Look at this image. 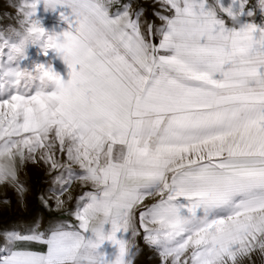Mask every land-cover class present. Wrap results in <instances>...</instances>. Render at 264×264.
Segmentation results:
<instances>
[{
  "label": "snow or ice",
  "instance_id": "1",
  "mask_svg": "<svg viewBox=\"0 0 264 264\" xmlns=\"http://www.w3.org/2000/svg\"><path fill=\"white\" fill-rule=\"evenodd\" d=\"M39 2L0 30V187L23 204L20 172L43 163L56 210L71 180L88 190L76 223L0 228V264H110L106 240L132 264L137 221L160 264L264 252V0H154L155 19L131 0H44L65 9L74 95L40 91L50 64L22 65L29 45L47 51Z\"/></svg>",
  "mask_w": 264,
  "mask_h": 264
},
{
  "label": "rangeland",
  "instance_id": "2",
  "mask_svg": "<svg viewBox=\"0 0 264 264\" xmlns=\"http://www.w3.org/2000/svg\"><path fill=\"white\" fill-rule=\"evenodd\" d=\"M20 0H0V30H3L8 24L15 25V17L17 13L16 5ZM129 0H119L113 4V9L116 10L122 4L128 3ZM256 0H250L249 6L254 5ZM133 9L143 7L145 9L144 17L147 19H155L152 16V10L159 8V5L154 0H131ZM64 7L58 5L55 10L49 8L45 10L44 0H40L37 4L36 17L40 19L44 28L51 30L55 28L57 31L67 27L60 19V12L64 11ZM257 18H260L257 16ZM157 24L160 21H156ZM26 58L22 61V65L33 67L35 64H44L46 67L51 64L53 69L67 78L68 67L58 58L52 50H47L46 53L39 45H29L26 50ZM46 166L43 163L33 165L29 163L20 172V180L24 181L27 191L24 194L23 204L18 202V197L11 187L4 185L0 187V228L5 230H20L27 232L34 226V223H39V230H45L50 225L57 222L68 221L76 223L73 216L67 214L75 209L78 196L88 190L80 186V181L71 180L66 192L60 197L65 200L63 208L56 210L54 201L48 198L50 195L48 189L51 185L52 177L56 175L53 172L51 175H46ZM44 194L48 198L49 205L52 210L45 209L38 196ZM71 198V199H69ZM10 200V203H5V200ZM151 202V201H149ZM111 225L105 224V230H110ZM137 229L140 235L135 238L129 236L133 242V255L130 256L132 264H160V258L154 248L148 246L143 240V231L139 229L137 221ZM127 233L118 232V237L127 238ZM36 251L46 250V246L39 243L22 245ZM101 251L108 255L109 259H114L118 249L110 241H105L101 245ZM237 264H264V252L256 250L249 257L238 258Z\"/></svg>",
  "mask_w": 264,
  "mask_h": 264
},
{
  "label": "clouds",
  "instance_id": "3",
  "mask_svg": "<svg viewBox=\"0 0 264 264\" xmlns=\"http://www.w3.org/2000/svg\"><path fill=\"white\" fill-rule=\"evenodd\" d=\"M44 46L46 50H52L56 57H58L69 69L67 78L62 76L59 72L54 71L51 75H41L39 81L40 91L47 89L63 90L70 95L75 94L76 83L73 76L70 74L72 65L76 60L75 42L72 34H66L64 30L57 31L55 28L48 30L45 28L44 32ZM50 68L53 69L50 64ZM110 264H117V260L113 259Z\"/></svg>",
  "mask_w": 264,
  "mask_h": 264
},
{
  "label": "crops",
  "instance_id": "4",
  "mask_svg": "<svg viewBox=\"0 0 264 264\" xmlns=\"http://www.w3.org/2000/svg\"><path fill=\"white\" fill-rule=\"evenodd\" d=\"M260 21V18H257V22H259Z\"/></svg>",
  "mask_w": 264,
  "mask_h": 264
}]
</instances>
